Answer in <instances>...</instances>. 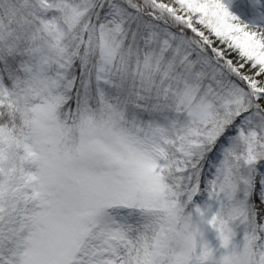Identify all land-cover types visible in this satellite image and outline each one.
I'll list each match as a JSON object with an SVG mask.
<instances>
[{
  "label": "snow or ice",
  "instance_id": "6c2138e0",
  "mask_svg": "<svg viewBox=\"0 0 264 264\" xmlns=\"http://www.w3.org/2000/svg\"><path fill=\"white\" fill-rule=\"evenodd\" d=\"M0 264H264V0H0Z\"/></svg>",
  "mask_w": 264,
  "mask_h": 264
}]
</instances>
